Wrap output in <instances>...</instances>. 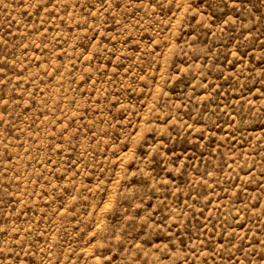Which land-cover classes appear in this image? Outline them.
Masks as SVG:
<instances>
[{"label":"rangeland","instance_id":"1","mask_svg":"<svg viewBox=\"0 0 264 264\" xmlns=\"http://www.w3.org/2000/svg\"><path fill=\"white\" fill-rule=\"evenodd\" d=\"M0 264H264V0H0Z\"/></svg>","mask_w":264,"mask_h":264}]
</instances>
